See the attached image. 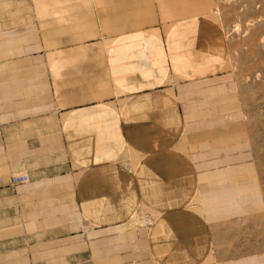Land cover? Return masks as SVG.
Instances as JSON below:
<instances>
[{"label":"rangeland","instance_id":"rangeland-1","mask_svg":"<svg viewBox=\"0 0 264 264\" xmlns=\"http://www.w3.org/2000/svg\"><path fill=\"white\" fill-rule=\"evenodd\" d=\"M47 1L27 6L36 19L25 21V109L54 111L72 130L57 133L55 150L36 148V178L56 173L54 182L36 181V227L8 229L0 264H264V0ZM132 40L141 44L122 46ZM240 130L243 165L240 148L206 146ZM170 155L184 159L177 187L168 180L169 198L149 201L140 172ZM241 166L258 195L245 188L242 204L236 188L228 199L239 210L208 211L205 192L239 186ZM30 171L12 185L18 175L30 184ZM97 172L103 186L125 177L114 199L84 190ZM170 213L200 225L166 239L155 228L172 229ZM180 237L185 255L164 249Z\"/></svg>","mask_w":264,"mask_h":264},{"label":"crops","instance_id":"crops-1","mask_svg":"<svg viewBox=\"0 0 264 264\" xmlns=\"http://www.w3.org/2000/svg\"><path fill=\"white\" fill-rule=\"evenodd\" d=\"M64 2L68 1L65 0ZM31 3L34 4V0H0V245L9 244L8 229L21 228L22 224L27 227H36V181H39V183L40 181H43L50 184L54 182L53 177L54 174L56 175V173L45 172L44 175H40L37 177L38 179L36 178V161H38V159H36V148L39 147L48 149L49 152L51 148L55 150L58 146L55 141L57 133L66 132V130H72V128L66 129V125L64 126V124L59 125V118L54 111L47 113V109H36V106L32 109H25V51L28 49L26 48L25 21L31 17L36 19V17L28 10L29 7L27 8V6H30ZM47 3L56 4L63 3V1L48 0ZM141 34L142 33H139L138 35ZM133 37L135 36H130L129 34L128 36L125 35L124 39H130ZM140 44V40L137 42L132 40L127 43L125 42L122 46L129 47L130 45H133V47H136ZM28 45L30 46V44ZM121 49L122 48L118 50ZM125 56L126 52L124 53L123 57ZM118 59L119 61L121 60L120 57H118ZM34 68H38V66H35ZM30 100L31 104L36 105V98ZM98 105L101 104L98 103ZM26 110H32V114L30 112L26 113ZM131 110L135 111L136 109ZM72 113L73 112H69V115L67 114L69 116L68 124L70 125L72 121ZM133 113H136V111ZM75 114L82 119H85L88 115L87 111L82 108H80V110ZM244 134V131L240 130L239 133L228 136L226 139L216 138L217 140L215 139L216 141L214 142H207L208 145L206 146H209L210 144L213 146L229 144L226 147L227 149L235 150L240 148L241 153L239 161L242 164L245 158V153L243 152L245 146ZM174 157V155L167 157L160 156V159L162 158V160H164L162 161V169H160L159 166H156L155 169H158V172L142 175L146 171V169H144V172L141 171L140 175L138 174L140 177L139 182L141 189L147 191L151 188L150 193L147 195L149 201H157L163 196L165 198H169V190L173 189V187L170 189L169 186L172 185L177 187L176 179L179 173L183 170L180 168V166H176V163H183L184 159H176V157ZM40 158L42 157L39 156V159ZM24 168H30V173L33 180L30 182V184L26 185H23L22 183L12 185V176L14 172H19ZM150 168L153 167L150 166ZM244 168L245 167L243 166L240 168L242 173V182L239 186H234V188L232 186H225L224 188L218 190H210L205 192L204 199H206L205 201L208 202L206 208L208 211L219 210L227 213L230 212L227 210L232 211L234 208L239 210L240 208L237 206V203L228 199V197H231L232 195L231 192L236 188L242 190L243 192L241 196L242 204H244L245 200V188L253 189L252 194L250 193L247 196L248 200H252L254 194L258 195V193L255 191L257 188V186H255L256 181L254 179H250L248 182L244 181L245 170H247L246 172L248 175H250V177L252 176V174L249 173V169ZM246 168H248L247 165ZM92 175L96 176V180H102L103 183H100L102 186L96 185L94 182H92L94 181ZM92 175L89 178L90 180H86V184L84 182V185H86L84 190H88L87 194L90 196L106 194L108 196H112L114 199V197L118 196L120 193H118V191H120L122 188L120 186H122L125 181V177H123L122 180L120 179V182L117 184L103 186L105 177H102V173L97 172L93 173ZM168 180L171 181L170 185L168 184ZM91 182L94 186L93 189H90ZM160 183H163L164 186H161ZM39 188L40 185H38V190ZM115 188H118V190H114ZM226 193H228L227 199L230 205L224 208L221 207L219 209L212 208L214 206L211 204L212 201H218L219 196L224 195L225 200H227ZM249 203L250 202H247V204ZM172 205L179 207L180 203L178 199L174 200ZM104 211L105 209L102 211L97 210L95 212L103 213ZM168 215L164 221H171L173 224L176 222L173 228L171 227L172 229H170L168 226L165 228H163V226L155 228L156 233L161 231V234L164 233L166 235V239L169 235H177L175 226L184 228L186 229L185 231L189 232L191 228H197L200 225L199 220H183L179 218L180 215H177V213H170L171 216ZM217 216L219 215H215L214 217ZM55 220L56 218L54 217V221ZM181 234L186 235L187 237L193 235L192 232L189 234ZM152 238H154L152 239V242H155L154 251H157L160 245V243L157 244L158 241L156 239L158 237L156 238L154 234ZM183 241L184 239L182 237L171 239L170 241L166 242L167 249H164H177L179 254L185 255L188 250L181 248V246L186 245L183 244ZM0 247L3 250V247L5 249L6 246ZM151 251H153V248ZM7 257L8 256L6 255L5 258L7 259ZM128 258H131V256Z\"/></svg>","mask_w":264,"mask_h":264},{"label":"built area","instance_id":"built-area-1","mask_svg":"<svg viewBox=\"0 0 264 264\" xmlns=\"http://www.w3.org/2000/svg\"><path fill=\"white\" fill-rule=\"evenodd\" d=\"M28 181V176L27 175H18L13 177V182L14 183H24Z\"/></svg>","mask_w":264,"mask_h":264}]
</instances>
